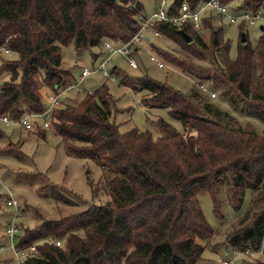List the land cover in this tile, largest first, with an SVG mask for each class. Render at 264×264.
<instances>
[{"label":"trees","instance_id":"16d2710c","mask_svg":"<svg viewBox=\"0 0 264 264\" xmlns=\"http://www.w3.org/2000/svg\"><path fill=\"white\" fill-rule=\"evenodd\" d=\"M183 1L195 7L202 0H172L171 11L176 12ZM244 2L246 8L264 12V0ZM148 12L142 0H0V45L8 44L17 55L7 59L0 54V75L10 74L0 84V114L18 118L28 111H42L56 85L78 78L73 73L78 65L70 68L63 63V45L73 42L79 54L106 40L128 42L140 28L139 16ZM202 22L209 38L192 24L156 22L157 29L179 46L177 53L164 49L160 53L197 79L189 92L148 73L129 77L117 66L114 69L121 73V83L146 91L147 106L168 107L183 130L165 118L156 120L161 130L157 138L135 126L121 130L113 115L116 100L104 83L84 93L83 99L57 108L53 131L68 142L72 154L101 166L100 180L108 199L59 219L45 218L17 233L18 248L36 243L40 252L25 264H198L206 248L203 241L215 232L198 194L209 192L216 213L222 216L218 193L227 184L237 209L247 189L254 196L238 225L228 231L225 247H261L264 130L259 134L239 123L208 100L201 85L220 87L222 97L240 112L264 122V31L252 43L246 23L241 22L237 55L232 57L231 40L224 36L225 21L210 11ZM179 28L192 41L187 42ZM104 54L102 49L92 53L95 61ZM34 129L45 136L44 127ZM0 136H7L1 127ZM50 238L61 239V245ZM0 262L12 264L13 258ZM249 264H264V259Z\"/></svg>","mask_w":264,"mask_h":264},{"label":"rangeland","instance_id":"374dc122","mask_svg":"<svg viewBox=\"0 0 264 264\" xmlns=\"http://www.w3.org/2000/svg\"><path fill=\"white\" fill-rule=\"evenodd\" d=\"M142 1L147 11H150L161 0ZM259 10L262 14L264 13L262 9ZM214 21L215 23L220 22L217 16H214ZM224 23V36L231 40V56L236 57L240 33L239 24ZM262 23H264V18ZM200 31L203 36L209 38V29L202 28ZM247 31L252 43H256L259 34L262 33L259 23L247 27ZM178 48V43L166 35L151 36L150 39L146 38L139 42L138 49L132 53L138 61L137 67L129 65L128 55L116 52L112 54L111 63L107 65L111 76H105L102 70L96 68L97 62L92 55L101 49L109 53L104 42L99 47L94 46L79 54L73 42L63 45L64 65L70 68L78 65L73 70L75 77L81 73L80 67L82 66L87 67L91 72L83 83L77 84L75 89L64 94L67 99H64L61 107L71 103L73 99H83L85 97L84 88L96 90L104 83L116 100L113 115L115 120L121 123V130H129L135 126L141 130H150L154 138H157L161 135V130L156 124L159 118H165L178 130H183L181 121L169 113L168 107L147 106L146 91H137L132 85L121 83V73L114 70L117 66L118 69L127 72L125 74L129 77L148 73L161 82L166 81L177 89L189 92L197 79L176 67L160 53L162 49L177 53ZM154 54L159 60H163L162 67L151 59ZM16 56V52H11L5 58L10 59ZM9 77V73L1 74L0 84ZM204 84L207 87L205 95L208 100L230 112L242 125L252 127L259 134L263 133L264 122L259 117L240 112L228 99L222 97L220 87L211 83L207 84V82ZM212 91L216 93V96H211ZM44 99L46 100V94ZM38 124L41 127L40 120ZM0 127L7 134L5 137L0 136V244H5L4 248L0 249V260L3 262L5 259L16 256L11 242L5 235V224L13 221L12 210L6 203L8 190H12L20 201L22 213L14 220L23 225L24 229L36 226L45 218L59 219L61 216L84 210L91 203H105L108 197L104 195V180H100L103 172L101 166L91 158L72 154L69 151L68 142L62 141L53 131L54 125L52 128H45V136L36 133L35 129L26 131L18 125L8 126L2 120H0ZM92 181L94 183L91 184ZM220 189L218 199L222 216L216 213L215 204L209 192L203 191L198 194L205 217L215 231L212 239L203 241L206 248L198 264H222L223 260L229 258L233 259L234 264H242L244 259L247 260L246 264H249V261L253 259L235 256L236 254L230 247H225L224 240L228 231L238 225V219L250 208L254 191L246 190L242 207L237 209L233 204L232 191L228 184ZM95 190L99 191L95 193L100 194L99 196L93 194L92 191ZM255 257L263 258L261 253Z\"/></svg>","mask_w":264,"mask_h":264},{"label":"built area","instance_id":"2783aa9c","mask_svg":"<svg viewBox=\"0 0 264 264\" xmlns=\"http://www.w3.org/2000/svg\"><path fill=\"white\" fill-rule=\"evenodd\" d=\"M244 0H202L195 7H191L187 1L181 2L179 9L171 11L172 1L170 0H161L156 9L140 15L138 21L140 23L139 30L131 37V40L128 42L114 44L110 40L104 42L105 48L109 53H105L104 56L96 64L98 70H102L105 76H111L110 70L107 69V65L111 63L112 54L120 53L123 55H128L130 57L129 65L132 67L138 66V61L132 54L135 49H138V43L146 38L151 36H160L162 33L157 29V21H168L173 23L175 26H182L184 24H192L195 29L200 30L203 27L202 19L205 17L208 12L212 11L218 14L221 19L229 24H240L245 22L246 26H252L255 24H262L263 14L260 11L251 10L246 8L244 5ZM14 52V50L8 46V44L0 45V54L8 55L9 53ZM152 60L157 62L159 67L164 65L163 60H159L154 54L151 56ZM81 73L79 74L76 81H71L66 85H56V90L48 96V105L42 111H28L22 116L16 118L8 114H0V120L4 121L8 126L18 125L23 130H33L38 126V120L41 121V127L48 128L54 125V120L57 118L56 110L63 104L64 94L72 89L77 87V84L84 82L86 76L91 72L87 67L82 66ZM201 88L205 91L207 89L206 85H201ZM90 88H84V93H91ZM211 96H216L214 91L211 92ZM6 203L12 210L13 221L7 222L5 225V235L7 240L11 242V246L15 250V257L13 258L12 264H25V261L30 256H39L40 252L37 248V244L33 243L30 246L25 248H18L15 243V236L17 233L24 229V226L19 222L14 220L15 217H18L21 213V204L17 196L8 190ZM49 241L56 242L57 245H61L62 240H57L50 238ZM5 244H0V249L4 248ZM263 247V248H262ZM235 256L249 257L251 259H256L255 256L261 253L264 258V236L262 238V245L259 249H254L252 247H246L244 250H239L232 248ZM260 250V251H259ZM230 254L229 252L227 253ZM243 260V259H242ZM222 264H234L233 259H225Z\"/></svg>","mask_w":264,"mask_h":264},{"label":"water","instance_id":"95a60500","mask_svg":"<svg viewBox=\"0 0 264 264\" xmlns=\"http://www.w3.org/2000/svg\"><path fill=\"white\" fill-rule=\"evenodd\" d=\"M260 29H261V31H264V23L260 24ZM178 32H179V33L185 38V40H186L187 42L192 41L193 37H191V36L185 31L184 28H179V29H178ZM241 36H242V40L245 41V40L247 39V37L245 36V32H244V31L241 33ZM0 196H1V195H0Z\"/></svg>","mask_w":264,"mask_h":264},{"label":"crops","instance_id":"0c3cea01","mask_svg":"<svg viewBox=\"0 0 264 264\" xmlns=\"http://www.w3.org/2000/svg\"><path fill=\"white\" fill-rule=\"evenodd\" d=\"M152 10H153V9H152ZM152 10H150V11H152ZM150 11H149V12H150ZM148 39H149V38H148ZM98 59L100 60V59H101V57H100V58H98ZM96 61H98V60H96ZM96 61H95V62H96ZM246 263H247V262H244L243 264H246Z\"/></svg>","mask_w":264,"mask_h":264}]
</instances>
